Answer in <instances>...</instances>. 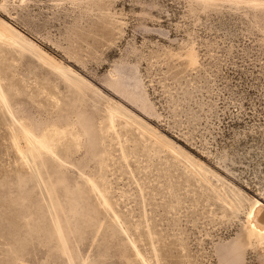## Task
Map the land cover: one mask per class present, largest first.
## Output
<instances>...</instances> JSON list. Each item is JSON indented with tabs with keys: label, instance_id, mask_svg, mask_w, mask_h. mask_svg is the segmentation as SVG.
Wrapping results in <instances>:
<instances>
[{
	"label": "rangeland",
	"instance_id": "374dc122",
	"mask_svg": "<svg viewBox=\"0 0 264 264\" xmlns=\"http://www.w3.org/2000/svg\"><path fill=\"white\" fill-rule=\"evenodd\" d=\"M21 1L0 0V20L80 81L0 44L14 116L60 158L34 153L41 183L0 110V264H143L133 245L149 264H264L245 214L264 203V0ZM110 106L204 179L130 122L111 128Z\"/></svg>",
	"mask_w": 264,
	"mask_h": 264
},
{
	"label": "bare ground",
	"instance_id": "6f19581e",
	"mask_svg": "<svg viewBox=\"0 0 264 264\" xmlns=\"http://www.w3.org/2000/svg\"><path fill=\"white\" fill-rule=\"evenodd\" d=\"M20 2V1H19ZM21 2H24L22 0ZM0 44H4L9 47L11 50L16 51L20 54L23 53H32L38 58L43 66H47L50 69L56 71L60 74L63 78H66L72 81L70 76L68 77V73H75V70L71 69V67H64V63L57 62L54 58L49 57L47 54L41 52L38 48L33 46L31 43L23 40L20 36H18L14 29L5 22L0 20ZM78 77V76H77ZM80 81V80H79ZM79 81H76L77 83ZM75 85L77 83L72 81ZM0 110L7 111L13 124H9L8 131H9V140L14 145L17 153L22 157L25 162L29 163V156L31 157L33 163L30 165V168H33V171L36 173L37 177L40 179L42 183V179L38 171L36 170V161L34 158V153L36 152L39 156L46 154L52 158L60 160L59 156L56 154L54 147L52 146V140L49 134H43L41 137L36 136L30 129V127L22 120H18L11 109L9 104V100L6 96V92L4 90L3 85L0 83ZM110 115V126L113 129H116L115 121L116 118L126 120L130 122L133 126L140 129V131L153 140L156 144L167 149L173 156L179 158L181 161L185 162L186 165L194 171L198 176L202 179L203 174L202 168L200 165L192 162L187 157L183 156L179 153L174 147L164 143L162 139L158 137V135L150 130L148 127L143 126L140 122L136 121L135 119L128 118L122 111L118 110L116 107L110 106L108 109ZM53 136L60 137L61 135L57 133V131H53ZM61 139V138H59ZM28 155H26V151ZM124 159L127 160L126 155H124ZM87 185L91 188V190L96 193L99 203L110 215L111 219L119 224L120 219L114 209L112 208L108 198L106 195L100 190L95 180L91 177H85ZM207 183L214 187V185L207 181ZM216 190V189H215ZM219 202L223 207H225L230 214H235L238 210L235 203L230 201L225 194L218 192ZM246 229H247V237L251 243V246L261 249L264 252V203L259 199H253L252 201L248 202V206L246 207ZM135 249L136 256L141 260L143 264H149L143 254L133 245Z\"/></svg>",
	"mask_w": 264,
	"mask_h": 264
}]
</instances>
